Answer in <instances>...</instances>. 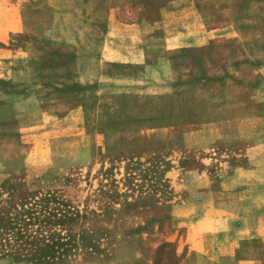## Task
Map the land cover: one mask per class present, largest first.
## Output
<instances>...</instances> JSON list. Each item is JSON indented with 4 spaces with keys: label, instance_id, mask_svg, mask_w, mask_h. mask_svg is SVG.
Returning a JSON list of instances; mask_svg holds the SVG:
<instances>
[{
    "label": "rangeland",
    "instance_id": "obj_1",
    "mask_svg": "<svg viewBox=\"0 0 264 264\" xmlns=\"http://www.w3.org/2000/svg\"><path fill=\"white\" fill-rule=\"evenodd\" d=\"M263 143L264 0H0V264H182Z\"/></svg>",
    "mask_w": 264,
    "mask_h": 264
},
{
    "label": "crops",
    "instance_id": "obj_2",
    "mask_svg": "<svg viewBox=\"0 0 264 264\" xmlns=\"http://www.w3.org/2000/svg\"><path fill=\"white\" fill-rule=\"evenodd\" d=\"M249 151L244 163L192 180L198 185L179 205L184 231L171 238L182 264L191 255V264H264V154Z\"/></svg>",
    "mask_w": 264,
    "mask_h": 264
}]
</instances>
